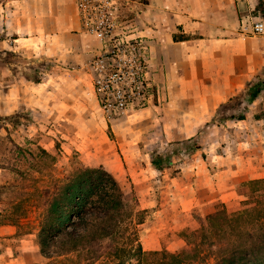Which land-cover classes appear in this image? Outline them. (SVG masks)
<instances>
[{
  "label": "crops",
  "instance_id": "crops-1",
  "mask_svg": "<svg viewBox=\"0 0 264 264\" xmlns=\"http://www.w3.org/2000/svg\"><path fill=\"white\" fill-rule=\"evenodd\" d=\"M260 1L138 3L132 27L148 44V75L158 84L157 104L113 119L103 116L98 107V120L94 111L97 100L87 66L99 42L83 29L75 0H0L1 44L30 57L28 63L54 64L49 80L25 81L30 90L26 83L16 86L17 81L12 80L18 101L15 109L23 105L35 113L36 109H48L58 129L60 126L74 129L78 135L84 130L88 140L98 146L110 140L104 129L111 126L113 142L124 155V167V161L133 164L128 172L136 191L143 198L152 195L155 193L152 180L161 170L150 154H145L144 164L131 148L140 141L149 147L154 138L176 142L191 137L195 131L201 133L213 121L220 105L240 94L254 73L263 68L264 36L243 30V23ZM51 81V89H45ZM91 126L99 132L97 139L96 133L92 136L88 130ZM229 142L222 154L219 151L213 155V160L195 156L187 166L190 183H182V177L164 169L170 179L169 209L187 211L213 206L219 201L228 203L241 198L238 192L241 183L264 178V152L260 156L254 154L247 141ZM150 200H142V206H157L155 200Z\"/></svg>",
  "mask_w": 264,
  "mask_h": 264
},
{
  "label": "rangeland",
  "instance_id": "rangeland-1",
  "mask_svg": "<svg viewBox=\"0 0 264 264\" xmlns=\"http://www.w3.org/2000/svg\"><path fill=\"white\" fill-rule=\"evenodd\" d=\"M146 1L121 0L122 16L131 27L136 13L135 6ZM261 12L264 16V0L260 1L253 13L258 15ZM29 59L30 57H24L4 47L0 38V264H117L123 260L126 264L138 262L137 257L131 259L127 255H120L118 258L107 255L92 261L84 256H77L76 252L60 253L57 251L59 244L48 243L44 230L48 224V208L52 206L58 183L60 184L59 179L76 175L79 164L90 167L103 166L116 176L125 192L126 201L133 208L131 222L136 229L133 228V231H138L140 242L146 252L159 251L163 255L180 253L187 247L185 234L195 233L200 227V220L206 215L220 206L228 208L242 206V201L246 199L244 195L228 203L219 201L213 206L172 211L168 208L170 199L167 193L170 179L164 169L167 171L169 169V174L182 177V183L184 181L190 183L192 178L187 174L189 170L187 166L195 156L201 155L213 160L215 153L219 151V154L223 153L228 141H247L254 149V154L260 156L264 152V90L254 102L242 105L246 109L236 107L241 98L248 95L250 86L257 82L261 69L245 84L241 98L237 95L232 100L229 98L228 108L224 107L219 114L220 117L230 114L232 111L230 107L235 105L236 109L233 112L241 115L245 111V120L218 119L211 121L201 133L195 131L191 137H184L180 141L175 142L172 139L168 142L154 138L152 146L145 147L144 142L140 141L131 148L132 152L141 156L139 160L144 164L146 153L154 157L157 152H162L170 157L162 169H159L161 172L152 180L155 193L143 198L136 191V185L128 172V167L133 164L124 161L125 167L123 165L124 155L113 142L115 135L111 126L104 129L110 140L101 144L102 147L88 140L84 130V133L80 131L82 135H78L74 129H66L63 126L58 129V123L53 120L55 117L49 114L48 109H36V113L27 105L15 109L14 104L18 101L13 94L12 80L17 81L16 86L26 83L30 90L31 86L25 82L27 79L34 82L47 81L54 71L52 63L43 65L34 61L28 63ZM20 63L21 65H18ZM52 84L53 81L46 85L45 89H51ZM94 111L99 120L100 111L97 104ZM88 130L92 131V136L96 133L95 139L100 137L94 126L88 127ZM107 144L112 145V150L108 151ZM187 145L198 149L185 152L183 148ZM170 150L174 152L171 154ZM151 198L153 200H150ZM144 199L155 200L157 206H142ZM213 251V248L205 246L200 253L206 256L205 259H189L192 260L189 264H214L216 260L212 256ZM148 257L149 260H155L151 254ZM238 260L245 264L243 256Z\"/></svg>",
  "mask_w": 264,
  "mask_h": 264
},
{
  "label": "trees",
  "instance_id": "trees-1",
  "mask_svg": "<svg viewBox=\"0 0 264 264\" xmlns=\"http://www.w3.org/2000/svg\"><path fill=\"white\" fill-rule=\"evenodd\" d=\"M257 79L247 96L241 98L242 92L237 95L241 100L236 107L242 109L244 103L254 102L263 92L264 67ZM229 101L220 105L213 122L245 119V111L241 115L233 112L235 105L230 107V114L219 116L224 107L228 108ZM195 148L187 145L183 150L188 152ZM169 158L166 153L157 152L153 157L154 164L162 169ZM77 169L76 175L59 179L52 206L48 208L44 233L48 243L59 244L58 252H76L77 256L92 261L107 255L116 258L127 255L131 259L137 257L138 264H189L192 261L189 259H205L206 256L200 253L207 246L214 249V264H242L238 260L241 256L245 258V264H264V178L243 182L238 189L246 198L241 207H218L200 220L195 233L185 234V249L163 255L159 251H144L138 231H133V208L126 201L116 176L103 166L79 164ZM150 254L155 260H149ZM117 264L126 262L123 260Z\"/></svg>",
  "mask_w": 264,
  "mask_h": 264
},
{
  "label": "built area",
  "instance_id": "built-area-1",
  "mask_svg": "<svg viewBox=\"0 0 264 264\" xmlns=\"http://www.w3.org/2000/svg\"><path fill=\"white\" fill-rule=\"evenodd\" d=\"M75 3L83 29L99 42L87 70L103 116L113 119L154 105L158 84L148 75V44L144 36L125 22L121 0H75ZM243 30L264 34V16L253 13L243 23Z\"/></svg>",
  "mask_w": 264,
  "mask_h": 264
}]
</instances>
